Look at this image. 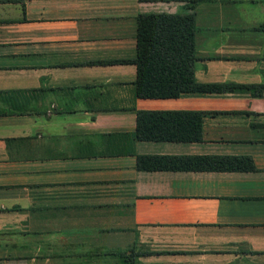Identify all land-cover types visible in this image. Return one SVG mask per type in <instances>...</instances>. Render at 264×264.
I'll return each instance as SVG.
<instances>
[{
	"label": "crops",
	"instance_id": "0c3cea01",
	"mask_svg": "<svg viewBox=\"0 0 264 264\" xmlns=\"http://www.w3.org/2000/svg\"><path fill=\"white\" fill-rule=\"evenodd\" d=\"M186 25L215 89L137 97ZM260 25L264 0H0V264H264ZM137 110L200 112V140H137Z\"/></svg>",
	"mask_w": 264,
	"mask_h": 264
},
{
	"label": "trees",
	"instance_id": "16d2710c",
	"mask_svg": "<svg viewBox=\"0 0 264 264\" xmlns=\"http://www.w3.org/2000/svg\"><path fill=\"white\" fill-rule=\"evenodd\" d=\"M190 25L182 29L170 27L167 39V53L160 52L152 42V53L143 51L137 62L135 95L139 98H175L181 93L211 91L215 86L195 84L191 79L189 55H183L188 46ZM264 30V25L257 27ZM147 28L138 31V40L150 47ZM184 41V42H183ZM139 45V44H138ZM211 86V87H210ZM134 136L142 141H199L200 112L178 110H137L135 111ZM125 263L128 254L121 253Z\"/></svg>",
	"mask_w": 264,
	"mask_h": 264
}]
</instances>
